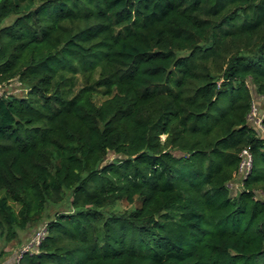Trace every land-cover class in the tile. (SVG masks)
Returning <instances> with one entry per match:
<instances>
[{
	"label": "trees",
	"instance_id": "16d2710c",
	"mask_svg": "<svg viewBox=\"0 0 264 264\" xmlns=\"http://www.w3.org/2000/svg\"><path fill=\"white\" fill-rule=\"evenodd\" d=\"M12 80L0 239L45 226L16 264H264V0H0Z\"/></svg>",
	"mask_w": 264,
	"mask_h": 264
},
{
	"label": "rangeland",
	"instance_id": "374dc122",
	"mask_svg": "<svg viewBox=\"0 0 264 264\" xmlns=\"http://www.w3.org/2000/svg\"><path fill=\"white\" fill-rule=\"evenodd\" d=\"M13 20V16L7 18L5 20V23H10ZM1 91H5L7 93H11V94H15V95H20L21 91V86L19 85V83H17L15 80H12L6 84H3L0 86V92ZM254 108H252V112L250 114V118L248 120L249 123H254V119H255V115L256 114H262L264 113V102L261 101V99L259 98L258 100L254 101ZM260 108V109H259ZM113 157V155L109 156V159H111ZM239 181V178H238ZM234 184L231 187V191L232 193H234L236 190H238L240 188V181H239V185L237 184V181L234 180ZM35 229H30V230H26L23 232H20V240L22 242H24V244H21L22 246L15 250H17L16 254H18L21 250L24 249L25 246H27V242L30 239V237L32 236L33 232ZM13 245V244H12ZM15 248V246L13 247ZM0 249H5L8 250L10 249V247L8 245L5 244V242L3 240L0 239ZM18 258V257H17ZM4 258L0 259V262L3 261Z\"/></svg>",
	"mask_w": 264,
	"mask_h": 264
},
{
	"label": "built area",
	"instance_id": "2783aa9c",
	"mask_svg": "<svg viewBox=\"0 0 264 264\" xmlns=\"http://www.w3.org/2000/svg\"><path fill=\"white\" fill-rule=\"evenodd\" d=\"M1 93V92H0ZM264 102V101H263ZM254 106V103L252 104L251 110H250V114L253 111L252 108ZM260 109V108H259ZM250 114L248 116V120L250 118ZM262 114H256L255 115V119H254V123H252L253 125H255L256 127H258L259 129H262V125H261V117ZM240 162L238 165V171H237V176L239 177H243L245 176V174L248 172L250 165H251V154L247 149H242L240 152ZM235 182L233 181L232 183H229L230 186H232ZM45 235V226L43 224H41L40 226H38L32 236L30 237V239L27 242V246L24 247L23 250H21L16 257V262L18 261L19 257L21 256V254L25 251V250H30V249H35V247L38 246V244L40 243V241L43 239Z\"/></svg>",
	"mask_w": 264,
	"mask_h": 264
},
{
	"label": "crops",
	"instance_id": "0c3cea01",
	"mask_svg": "<svg viewBox=\"0 0 264 264\" xmlns=\"http://www.w3.org/2000/svg\"><path fill=\"white\" fill-rule=\"evenodd\" d=\"M13 243L10 244H6L10 247V249L5 250L4 249V254L2 256H0V259L4 258L3 261L0 262V264H16V257H17V250H15L16 248L18 249V247H14V245H12ZM21 244H24V242H22ZM22 245H20L21 247Z\"/></svg>",
	"mask_w": 264,
	"mask_h": 264
}]
</instances>
